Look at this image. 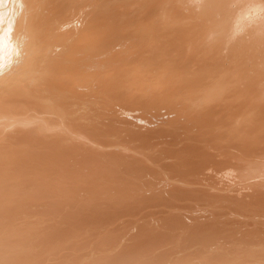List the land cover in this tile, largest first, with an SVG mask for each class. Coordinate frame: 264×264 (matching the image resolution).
<instances>
[{"label":"bare ground","instance_id":"6f19581e","mask_svg":"<svg viewBox=\"0 0 264 264\" xmlns=\"http://www.w3.org/2000/svg\"><path fill=\"white\" fill-rule=\"evenodd\" d=\"M0 264H264V0H0Z\"/></svg>","mask_w":264,"mask_h":264}]
</instances>
